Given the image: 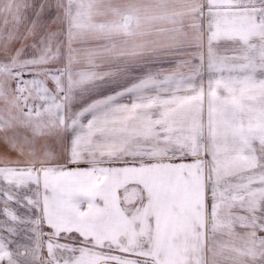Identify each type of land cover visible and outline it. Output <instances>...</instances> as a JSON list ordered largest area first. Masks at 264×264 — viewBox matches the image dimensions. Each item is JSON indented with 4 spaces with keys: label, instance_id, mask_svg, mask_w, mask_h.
<instances>
[{
    "label": "snow or ice",
    "instance_id": "1",
    "mask_svg": "<svg viewBox=\"0 0 264 264\" xmlns=\"http://www.w3.org/2000/svg\"><path fill=\"white\" fill-rule=\"evenodd\" d=\"M0 264H264V0H0Z\"/></svg>",
    "mask_w": 264,
    "mask_h": 264
}]
</instances>
